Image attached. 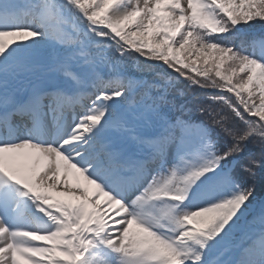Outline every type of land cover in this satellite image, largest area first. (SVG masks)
I'll use <instances>...</instances> for the list:
<instances>
[{"label":"snow or ice","instance_id":"6c2138e0","mask_svg":"<svg viewBox=\"0 0 264 264\" xmlns=\"http://www.w3.org/2000/svg\"><path fill=\"white\" fill-rule=\"evenodd\" d=\"M258 189L264 0H0V264H264Z\"/></svg>","mask_w":264,"mask_h":264},{"label":"trees","instance_id":"16d2710c","mask_svg":"<svg viewBox=\"0 0 264 264\" xmlns=\"http://www.w3.org/2000/svg\"><path fill=\"white\" fill-rule=\"evenodd\" d=\"M257 194L258 195H264V193H261L259 189L257 190Z\"/></svg>","mask_w":264,"mask_h":264},{"label":"bare ground","instance_id":"6f19581e","mask_svg":"<svg viewBox=\"0 0 264 264\" xmlns=\"http://www.w3.org/2000/svg\"><path fill=\"white\" fill-rule=\"evenodd\" d=\"M5 39H6V40H9V39H11V38H9V37H6Z\"/></svg>","mask_w":264,"mask_h":264}]
</instances>
